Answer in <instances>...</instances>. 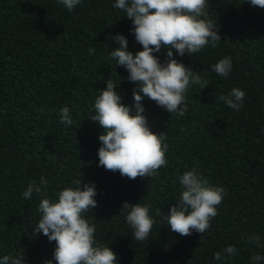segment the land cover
<instances>
[{"label":"trees","instance_id":"1","mask_svg":"<svg viewBox=\"0 0 264 264\" xmlns=\"http://www.w3.org/2000/svg\"><path fill=\"white\" fill-rule=\"evenodd\" d=\"M115 2L81 0L69 11L58 0H0V259L24 254L25 264H56V243L34 231L41 196H22L30 181L44 177L51 199L76 187L74 179L95 184L97 207L83 215L95 225L96 241L116 252L118 264H254V254L264 257V8L250 0H208L222 40L198 54L173 53L209 86L189 87L188 112L179 118L144 98L148 125L166 134L167 166L154 177L129 179L99 166L104 130L91 119L109 77L122 79L116 91L135 114V84L110 58L119 47L110 37L125 35L133 54L142 45ZM167 51L162 47L154 55L164 63ZM224 57L233 62L227 78L212 71ZM236 87L245 91L238 111L216 100ZM63 106L71 109L70 126L60 122ZM192 168L226 195L202 236H181L163 217L178 201V176ZM125 201L150 205L155 223L145 241L133 239L121 211ZM253 234L259 244L249 240ZM229 245L236 252L225 259ZM218 251L220 260L214 259Z\"/></svg>","mask_w":264,"mask_h":264},{"label":"clouds","instance_id":"2","mask_svg":"<svg viewBox=\"0 0 264 264\" xmlns=\"http://www.w3.org/2000/svg\"><path fill=\"white\" fill-rule=\"evenodd\" d=\"M71 11L81 0H58ZM252 6L264 8V0H250ZM114 8L122 10L133 22L136 42L142 50L133 54L128 50V39L123 34L114 37L119 47L110 51V58L116 66H123L129 73L127 79L135 84L133 98L135 114L122 103V96L109 77L107 87L99 90L95 98L91 119L98 121L104 130L99 136L101 147L98 150L99 166L109 171H119L129 179L154 177L161 167L167 166L168 144L165 132L156 133L148 125L143 115L142 101L145 97L154 101L172 116L183 117L188 112L186 95L192 85L201 89L209 86L198 72L174 57L173 50L184 56L186 53L198 54L206 47H216L222 40L216 23L209 18L208 0H116ZM166 47L167 60L161 63L154 53ZM95 52L94 48L89 53ZM233 68L231 57H224L212 65V71L227 78ZM245 91L233 88L227 95H216L228 108L238 111L243 106ZM60 122L72 125L71 109H59ZM264 131V130H262ZM259 143V140H257ZM181 192L178 201L163 217L173 232L181 236L191 235L193 231L201 236L211 227L212 218L218 215L226 190L215 186L196 168L184 171L178 176ZM83 178L74 179L76 187H66L59 191L57 199L47 197L48 181L41 177L29 182L22 192L24 199L30 200L33 194L41 196L38 212L40 219L34 226L37 235L43 233L56 247L53 259L56 264H118L116 252L95 239V225L84 217L90 209L97 207V189L92 182L83 183ZM150 205L125 201L121 211L126 213V223L131 226L132 237L136 241L148 239L155 223L149 214ZM157 216L161 210L156 209ZM251 242L259 244L260 237L253 234ZM227 257L235 254V246L224 249ZM221 252L214 259H221ZM254 264L264 259L261 255L251 257ZM0 264H25L24 254L4 255ZM44 264H53L45 260Z\"/></svg>","mask_w":264,"mask_h":264}]
</instances>
